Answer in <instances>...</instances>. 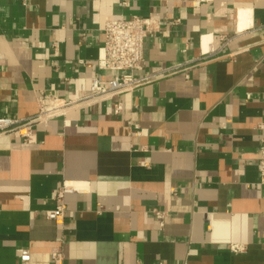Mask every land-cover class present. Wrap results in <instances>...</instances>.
<instances>
[{"label": "crops", "instance_id": "0c3cea01", "mask_svg": "<svg viewBox=\"0 0 264 264\" xmlns=\"http://www.w3.org/2000/svg\"><path fill=\"white\" fill-rule=\"evenodd\" d=\"M133 15L142 84L0 135V264H264V0H0V115L110 79L104 24Z\"/></svg>", "mask_w": 264, "mask_h": 264}, {"label": "built area", "instance_id": "2783aa9c", "mask_svg": "<svg viewBox=\"0 0 264 264\" xmlns=\"http://www.w3.org/2000/svg\"><path fill=\"white\" fill-rule=\"evenodd\" d=\"M25 1V0H23ZM154 17H140L133 15L128 18L111 19L105 22L103 27L104 42L99 48L97 66L104 71L112 72V77L103 81L99 78H92L89 86V93L79 99L65 100L52 95L40 93L38 95V112L31 118H14L0 115V135L19 133L24 141L32 137V128L37 123L43 122L50 117L57 115L67 107L73 106L82 101H94L111 97L118 93L134 89L142 84L146 78L134 74V71L142 68L144 63L143 47L148 33L156 24ZM122 110L120 102H116L113 112L119 114ZM259 128H264V121L260 122ZM259 178L264 184V146L259 150ZM74 188L63 183L54 193L56 205L46 212L48 219L61 222L65 216V194L71 193ZM232 251H240L239 245H231ZM60 252L53 251L52 258L60 259ZM19 264H28L30 253L27 249H19Z\"/></svg>", "mask_w": 264, "mask_h": 264}]
</instances>
